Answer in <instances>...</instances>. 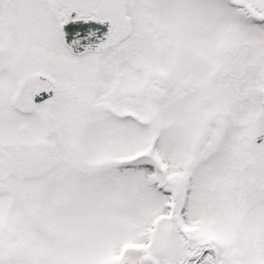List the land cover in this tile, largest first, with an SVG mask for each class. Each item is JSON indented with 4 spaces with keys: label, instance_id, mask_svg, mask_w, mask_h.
Masks as SVG:
<instances>
[{
    "label": "snow or ice",
    "instance_id": "snow-or-ice-1",
    "mask_svg": "<svg viewBox=\"0 0 264 264\" xmlns=\"http://www.w3.org/2000/svg\"><path fill=\"white\" fill-rule=\"evenodd\" d=\"M0 264H264V0H0Z\"/></svg>",
    "mask_w": 264,
    "mask_h": 264
}]
</instances>
